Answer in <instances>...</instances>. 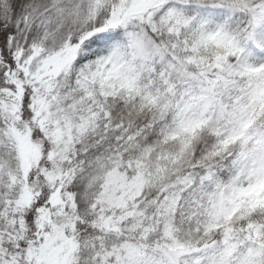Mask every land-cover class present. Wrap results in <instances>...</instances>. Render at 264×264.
I'll list each match as a JSON object with an SVG mask.
<instances>
[{
    "label": "snow or ice",
    "instance_id": "snow-or-ice-1",
    "mask_svg": "<svg viewBox=\"0 0 264 264\" xmlns=\"http://www.w3.org/2000/svg\"><path fill=\"white\" fill-rule=\"evenodd\" d=\"M0 264H264V0H0Z\"/></svg>",
    "mask_w": 264,
    "mask_h": 264
}]
</instances>
